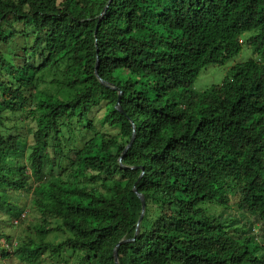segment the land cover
<instances>
[{"label": "trees", "instance_id": "1", "mask_svg": "<svg viewBox=\"0 0 264 264\" xmlns=\"http://www.w3.org/2000/svg\"><path fill=\"white\" fill-rule=\"evenodd\" d=\"M109 1L0 0V215L23 220L22 191L41 214L27 242L0 233V262L68 252L116 264L135 238L120 264H264L263 248L208 209L237 198L264 219V0H112L100 20ZM245 42L253 58L193 90ZM101 110L116 134L96 130ZM52 232L67 238L54 245Z\"/></svg>", "mask_w": 264, "mask_h": 264}, {"label": "rangeland", "instance_id": "2", "mask_svg": "<svg viewBox=\"0 0 264 264\" xmlns=\"http://www.w3.org/2000/svg\"><path fill=\"white\" fill-rule=\"evenodd\" d=\"M247 36H245L246 40ZM253 58L252 47L245 42L242 46V51L239 55L228 61L225 65H209L205 67L196 82L194 83L193 90L196 92H205L215 85H220L224 82L229 70L236 64H242ZM104 110H101L93 115V123L97 131L104 132L109 135L117 133V130L110 128L109 126L102 123V118L104 116ZM29 123V124H28ZM32 124L30 121H23V124L19 126V134L21 135L22 143L29 149L33 144V138L30 133ZM78 128V126H76ZM93 132H85L78 139V145L86 139L93 137ZM29 150L26 152L29 155ZM26 158L23 159V163L27 162ZM48 170L51 166H47ZM12 202L20 207L23 212L26 213L23 216V220L19 224H15L13 218L8 220L7 217L0 215V233H5L7 236L11 237L13 244L16 245L18 241L27 242L28 236L33 233L34 225L41 222V214L34 209L32 205V193L30 192H12ZM208 209L215 212L216 214H223L226 219V223L230 226L234 223L233 228L238 236L246 239L250 238L253 243V248H263L264 249V219L259 216L251 215L246 213L240 207L239 200L233 198L227 208H220L214 206H208ZM50 226L55 228L60 225V221L56 219H49ZM18 223V222H17ZM232 228V229H233ZM66 235L60 232H52L49 234L47 241L58 245L65 241ZM4 242V240H2ZM48 252L44 255L43 264H76L77 257L68 253L63 252L60 256H51ZM0 264H23L16 258H10L9 260L0 262Z\"/></svg>", "mask_w": 264, "mask_h": 264}, {"label": "water", "instance_id": "3", "mask_svg": "<svg viewBox=\"0 0 264 264\" xmlns=\"http://www.w3.org/2000/svg\"><path fill=\"white\" fill-rule=\"evenodd\" d=\"M111 1H112V0H110L109 3H108V5L105 7V9H104L102 15L100 16V20L102 19V17H104V15L106 14V12L108 11L109 4L111 3ZM100 20H99V21H100ZM98 66H99V62L97 63V67H96L97 69H98ZM96 74H97V71H96ZM102 82H103V81H102ZM121 95H122V92H119V100H118V103H117V107H118L119 110L122 112V108H121V106H120ZM135 138H136V129H134L133 137H132L130 143L127 145V147H126V149H125V151H124L122 157L120 158V162H121V164H122V160H123L124 156L126 155L127 151L131 148L132 144L134 143ZM142 176H143V173H142V175H141V177L139 178L138 181L141 180ZM134 192L136 193V195L139 197V199H140L141 202H142V214H141V217H140V219H139L138 226H137V230H136V234H135V237H138V235H139V231H140V224H141V222H142V220H143L144 213H145V210H146V200H145V197H144V196L138 191V189L136 188V185L134 186ZM134 240H135V238H133V239H123V240H121V241L119 242V244L117 245V247H116V249H115V251H114V257H115V262H116V264H120V263H119V253H118V250H119L120 246H121L122 244H125V243L130 242V241H134Z\"/></svg>", "mask_w": 264, "mask_h": 264}, {"label": "bare ground", "instance_id": "4", "mask_svg": "<svg viewBox=\"0 0 264 264\" xmlns=\"http://www.w3.org/2000/svg\"><path fill=\"white\" fill-rule=\"evenodd\" d=\"M107 5H108V4H107ZM107 5H106V6H107ZM139 232H140V231H139Z\"/></svg>", "mask_w": 264, "mask_h": 264}, {"label": "built area", "instance_id": "5", "mask_svg": "<svg viewBox=\"0 0 264 264\" xmlns=\"http://www.w3.org/2000/svg\"><path fill=\"white\" fill-rule=\"evenodd\" d=\"M17 223V222H16Z\"/></svg>", "mask_w": 264, "mask_h": 264}]
</instances>
